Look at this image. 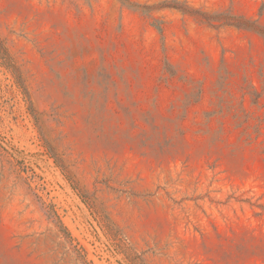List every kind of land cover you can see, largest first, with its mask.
<instances>
[{"label":"rangeland","instance_id":"1","mask_svg":"<svg viewBox=\"0 0 264 264\" xmlns=\"http://www.w3.org/2000/svg\"><path fill=\"white\" fill-rule=\"evenodd\" d=\"M167 1L0 0V264H264V0Z\"/></svg>","mask_w":264,"mask_h":264},{"label":"trees","instance_id":"2","mask_svg":"<svg viewBox=\"0 0 264 264\" xmlns=\"http://www.w3.org/2000/svg\"><path fill=\"white\" fill-rule=\"evenodd\" d=\"M127 4L130 5V7H134L138 10H142L144 11L145 13H150L152 10L154 9H176V10H179L185 14H190V15H197V13H199L198 11L190 8L189 6H186L184 4H180L179 2H176V1H163V2H160L158 6L154 7V6H142V5H139V4H133L132 2H129L128 0H124V4ZM208 21V23H210V20H206ZM19 77V76H18Z\"/></svg>","mask_w":264,"mask_h":264}]
</instances>
